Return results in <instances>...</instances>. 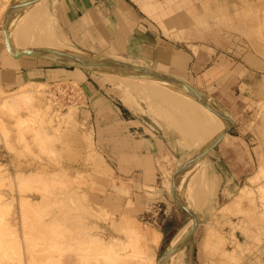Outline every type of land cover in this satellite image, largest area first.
<instances>
[{
  "label": "rangeland",
  "instance_id": "1",
  "mask_svg": "<svg viewBox=\"0 0 264 264\" xmlns=\"http://www.w3.org/2000/svg\"><path fill=\"white\" fill-rule=\"evenodd\" d=\"M145 3L154 13L152 30L182 51L196 52L189 72L164 74L136 56L69 47L77 50L74 59H97L100 70L133 69L143 90L164 101L154 99L166 119L154 117L141 94L76 60H39L61 66L73 75L68 79L0 80V264L157 262L195 220L179 246L178 264H264V0ZM11 5L0 0V33ZM61 5L40 0L66 44L57 20ZM2 51L17 59L0 41ZM18 87L30 92L31 102L18 110L3 106L10 97L3 93ZM194 107L201 122L188 119L197 116ZM212 112L227 124L214 139L204 134ZM174 122L185 124L197 150L183 145L189 140L176 133ZM141 137L150 147L144 171L140 156H117ZM198 153L208 168L201 187L191 163ZM122 218L150 228L149 238L143 233L147 239L141 234L139 241Z\"/></svg>",
  "mask_w": 264,
  "mask_h": 264
},
{
  "label": "crops",
  "instance_id": "2",
  "mask_svg": "<svg viewBox=\"0 0 264 264\" xmlns=\"http://www.w3.org/2000/svg\"><path fill=\"white\" fill-rule=\"evenodd\" d=\"M19 1L12 0V5L3 19L5 30L0 33V41L7 46L9 54L13 56L16 48L23 49L19 45L40 52L32 46L25 32L26 18L31 11L28 8L25 9ZM148 7L145 0H62L57 19L63 34L62 40L64 38L68 45L71 44L81 51L97 50L113 56H136L156 63L164 74L189 72L191 68L188 70V62L194 60L197 63L198 61L196 52L182 51L158 31L152 30L154 13ZM47 56L60 59L57 55ZM8 57L3 56V51L0 52V80L5 85L6 80L11 79V76L12 82H7L8 84L73 77L68 72L65 73L61 66L55 67V65H49L50 63L46 65L30 56H21L17 59ZM194 109L197 116L189 115L188 119L201 122L203 114L199 113L196 107ZM100 118L109 119L105 113H101ZM210 118L213 121L212 127L204 134L214 139L223 132L227 124L223 115H218L217 112H212ZM109 125L111 130L118 131L117 125L112 123ZM184 127L186 128L185 124ZM114 133L119 134L116 131ZM147 141H149L148 138L141 137L135 142L132 141L130 145H123L121 155L117 156L119 158L140 156L142 170L149 169L150 147ZM135 147L137 150L134 149ZM129 148L132 149V153L128 155L125 150Z\"/></svg>",
  "mask_w": 264,
  "mask_h": 264
},
{
  "label": "bare ground",
  "instance_id": "3",
  "mask_svg": "<svg viewBox=\"0 0 264 264\" xmlns=\"http://www.w3.org/2000/svg\"><path fill=\"white\" fill-rule=\"evenodd\" d=\"M36 1H37V3L38 4H36ZM22 2H23V6L25 7V9H29L31 12H30V15H29V17H27L26 18V26H25V30H26V33H27V35L29 36V38H30V42H31V44H32V46L33 47H35V48H38V50L40 51V52H38V51H35V50H29V49H16L15 51H14V53H15V57H18V55H19V53L20 52H22V51H29L31 54H35V53H38V54H40V55H42V56H47V55H57V56H59V58L60 59H58V62H63V60H68V61H70V60H76V62L78 61V60H81V59H86V58H84V57H80V56H78V59H74V56H75V54H77L76 53V51L77 50H74L73 48H70L69 47V45L66 43V44H64V43H62L61 42V38H59V37H57V35H56V33H55V25H56V19L55 18H53V21L51 20V18L49 17V15H48V10H47V13L46 12H44V7H40V0H22ZM4 6V5H3ZM2 10V9H1ZM1 12V11H0ZM56 13V12H55ZM54 17H55V14H54ZM55 19V20H54ZM31 24H32V26H33V30H32V28H31ZM74 47V46H73ZM93 60V59H92ZM95 60H97V59H95ZM78 63V62H77ZM104 63V62H103ZM79 64V63H78ZM111 65V64H110ZM117 65V64H116ZM84 66V65H83ZM107 66V65H106ZM106 66H103V68L105 67V68H107ZM113 66V65H112ZM115 66V65H114ZM118 66H120V65H118ZM86 67L87 68H90V69H92L93 71L95 70L96 71V73H99L100 75H102V76H108V77H110L112 80H115L119 85H121V86H123L124 88H126V89H129V90H133V91H135L136 93H138V95L139 94H141V96H144L145 97V99H144V101H145V103L147 104V105H149V109H151V111H154V112H152V114L154 115V117H161L160 115L163 113H165L163 110H161L162 111V113L160 114V112H158V111H160V109L158 108V107H160L159 106V104L157 103V102H155L154 101V99H158L159 101H162V99L161 98H159V97H156V96H154L151 92H146V90H143L144 88L141 86V85H139L138 84V77H137V75H136V73H135V71L133 70V69H129V67L127 68V69H124V67H126V66H124L123 68H121L122 66H120V67H118V68H116L115 70H112V69H110L109 67V69H108V71H107V69H106V71L105 70H103V68H102V70H100V68L99 67H91V66H87L86 65ZM104 68V69H105ZM112 68V67H111ZM100 71V72H99ZM26 84V83H25ZM19 88V87H18ZM34 90V89H33ZM132 91V92H133ZM2 93V92H1ZM18 93H20V95L18 94ZM5 96H10L9 97V100L7 101V102H4L5 104L3 105V106H6V107H10V109H11V107L14 109V108H16V110H18V108H21L22 107V105L24 104V103H26V102H31V95H30V92H28V90L26 91V89H25V87H23V89H22V87L21 88H19L18 90L16 89V91H14V90H12L11 92H9V93H3ZM132 96V95H131ZM156 97V98H155ZM140 98V97H139ZM7 100V99H6ZM142 100V99H141ZM136 102V101H135ZM143 102V101H142ZM162 102H164V101H162ZM162 104H165V103H162ZM2 106V107H3ZM4 108V107H3ZM162 109V108H161ZM9 113V112H8ZM12 113V112H11ZM163 114H162V116H163ZM165 117H166V113H165V115H164ZM163 116V117H164ZM164 117V119H166ZM169 117V116H168ZM167 117V118H168ZM171 118V116L168 118L169 119V122L170 121H174V117H172V119L173 120H171L170 119ZM15 119H16V117H15ZM175 121H177V120H175ZM18 122V121H17ZM16 122V123H17ZM166 123H168L167 121H166ZM175 123V125H176V127H177V129H175V126H174V129H175V131H177L176 133L178 134H180V135H182V136H184V137H186V139L187 140H189V143L186 141V143H188V144H183V145H186L187 147H191V148H194V149H196V146L193 144V142H191V140H190V134H189V132H188V130L184 127V126H182V125H180L179 127L177 126V124L179 123H177V122H174ZM174 123H172L171 125L173 126V124ZM177 123V124H176ZM182 123V122H181ZM2 125V124H1ZM17 125V124H16ZM182 126V127H181ZM19 127V126H18ZM171 127V126H170ZM3 129V128H2ZM17 129V128H16ZM17 131V130H16ZM174 131V130H173ZM4 132V131H3ZM6 132V131H5ZM0 133H1V130H0ZM17 133H18V131H17ZM7 134V133H6ZM19 135V134H18ZM33 136H35V135H33ZM3 137V136H2ZM5 137V136H4ZM3 137V138H4ZM22 138V137H21ZM23 139V138H22ZM19 140V139H18ZM184 140V139H183ZM25 141V140H24ZM21 142V141H20ZM22 142H23V140H22ZM21 142V143H22ZM38 142V141H37ZM184 142V141H183ZM38 143H40V142H38ZM21 145H23V143L21 144ZM39 145V144H38ZM41 146V145H40ZM22 148V147H21ZM28 148V147H27ZM189 150V149H188ZM197 150V149H196ZM195 151V150H194ZM27 152V151H26ZM192 153H193V151H192ZM197 153V152H196ZM195 153V154H196ZM189 154V153H188ZM194 154V155H195ZM199 154V153H198ZM193 155V156H194ZM192 156V155H191ZM192 156V157H193ZM197 156V155H196ZM263 161V160H262ZM203 162H204V160H203V156L201 155V153L197 156V158L194 156V159L193 160H191V163H192V165H193V168H194V174L196 175V179H197V183L199 184V186L201 187V184H203V182H205V175H204V172L206 173V175H207V173H208V170H206V169H208V168H206V167H204L203 165ZM263 163V162H262ZM207 166H209L208 164H207ZM264 168V167H263ZM36 174V173H35ZM194 175V176H195ZM20 177V176H19ZM18 177V179H20ZM33 177V176H32ZM45 177V176H44ZM26 178H28V177H26ZM251 178V177H250ZM33 179V178H32ZM252 179V178H251ZM250 179V180H251ZM22 181H23V179H22ZM199 181L201 182V183H199ZM252 181V180H251ZM19 182H20V180H19ZM253 182V181H252ZM18 183V182H17ZM206 184V183H205ZM30 185V184H29ZM21 189H23V188H21ZM241 190H243V189H241ZM241 190H239V192L241 191ZM258 191H259V189H258ZM242 192V191H241ZM261 196V195H260ZM1 197V196H0ZM238 198V197H237ZM242 198V197H241ZM234 199V198H233ZM240 199V198H239ZM238 201V200H237ZM240 202V201H239ZM251 203V202H250ZM236 205V204H235ZM220 208V207H219ZM223 208V207H222ZM231 208V207H230ZM241 208V207H240ZM239 208V209H240ZM238 209V210H239ZM219 210V209H218ZM192 211V218L193 217H195V212L193 211V210H191ZM215 212V211H214ZM217 212V211H216ZM245 212V211H244ZM237 213V212H236ZM122 221H123V218H122ZM121 221V222H122ZM124 221H126V220H124ZM122 222V224H124L125 222ZM120 222V221H119ZM4 223V222H3ZM6 223V222H5ZM128 223V224H127ZM196 220L191 224V225H189L188 226V228H186V229H184V231H181L180 232V234L178 235L177 234V236H175V238L168 244V248H167V251L165 252V254L164 255H162L161 256V258L159 259V261H157V262H154L153 260H151L150 258V260L149 259H147L146 257H144V258H146V259H144L143 261H141V259H140V261L138 260V262H136V264L138 263V264H178L177 262H179L180 260H181V258L179 257V256H181L180 254H182V252H180L179 254H178V249H179V246H180V244H181V242L182 241H184V239L187 237V235L189 234V232L191 231V228H193V227H195V225H196ZM126 227H127V229H126V231L127 230H130L131 232L130 233H134L136 236L135 237H138L140 240L139 241H142L141 240V234L144 236V234L143 233H146L145 234V236H148L147 238H149V234H151L150 232H149V229H148V227H144V228H147L146 230H142L141 228H140V226H139V224H137L135 221L133 222V220L132 221H130V222H128V221H126ZM4 225V224H3ZM124 226H125V224H124ZM124 226H121L122 228L124 227ZM3 227V226H2ZM1 228V227H0ZM116 228V227H115ZM152 229V228H151ZM125 230V229H124ZM129 233V232H128ZM132 233V234H133ZM156 233V232H155ZM158 233V232H157ZM127 234V233H126ZM134 234H133V236H134ZM154 235V234H153ZM156 235H158V234H156ZM145 236H144V238H145ZM130 237V236H129ZM147 238H145V239H147ZM129 239V238H128ZM135 240V241H134ZM134 240H132V241H134V242H136V240L137 239H134ZM152 241V240H151ZM150 241V242H151ZM155 241V240H154ZM148 242V241H147ZM131 243V245H132V242H130ZM138 243V240H137V242L136 243H134V244H136V245H138L137 244ZM110 244V243H109ZM153 244V243H152ZM2 245V244H1ZM128 245H129V243H128ZM139 245H140V243H139ZM142 245H144V243L142 242ZM205 246V245H204ZM132 247V246H131ZM130 247V248H131ZM1 248V247H0ZM111 248V247H110ZM129 248V247H128ZM140 248V247H139ZM108 249V248H107ZM145 249V248H144ZM135 250V249H134ZM133 250V251H134ZM143 251V250H142ZM148 251V250H147ZM26 253V252H25ZM114 253V252H113ZM27 254V253H26ZM143 254V253H142ZM30 255V254H29ZM28 255V256H29ZM125 255V254H124ZM179 255V256H178ZM152 256V255H151ZM177 256L179 257V261H176V259H178L177 258ZM123 257V256H122ZM33 258V257H32ZM116 258V257H115ZM132 258V257H131ZM136 258V257H135ZM142 258V257H141ZM152 258V257H151ZM113 259H114V257H113ZM118 259V258H117ZM116 259V260H117ZM127 259V258H126ZM115 260V259H114ZM125 260V259H124ZM131 260V259H130ZM127 261H128V259H127ZM176 261V262H175ZM117 262V261H116ZM123 262V261H122ZM113 264V263H112ZM115 264V263H114ZM118 264V263H117ZM180 264H181V262H180Z\"/></svg>",
  "mask_w": 264,
  "mask_h": 264
},
{
  "label": "water",
  "instance_id": "4",
  "mask_svg": "<svg viewBox=\"0 0 264 264\" xmlns=\"http://www.w3.org/2000/svg\"><path fill=\"white\" fill-rule=\"evenodd\" d=\"M21 56H30V57H32V58H34L36 60H45V61L58 62V59L55 56L48 57V56H42V55H40L38 53L31 54L29 51L20 52L18 57H21ZM58 63H61V62H58ZM78 63H80L81 65L83 64L84 66L87 65V66H91V67H99L100 66V64H98L97 60H92V59H87V58L78 60Z\"/></svg>",
  "mask_w": 264,
  "mask_h": 264
}]
</instances>
